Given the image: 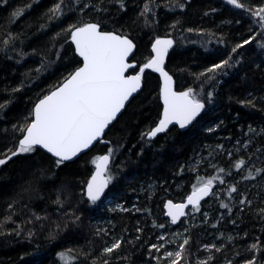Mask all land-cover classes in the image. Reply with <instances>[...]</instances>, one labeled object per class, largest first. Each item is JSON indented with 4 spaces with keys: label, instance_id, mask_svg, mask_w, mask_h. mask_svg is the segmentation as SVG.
I'll list each match as a JSON object with an SVG mask.
<instances>
[{
    "label": "trees",
    "instance_id": "obj_1",
    "mask_svg": "<svg viewBox=\"0 0 264 264\" xmlns=\"http://www.w3.org/2000/svg\"><path fill=\"white\" fill-rule=\"evenodd\" d=\"M238 3L242 7L229 0H0V159L6 161L0 165V264H66L61 254L67 264H141L153 236L148 218L156 212L148 198L158 192L180 199L207 178H215L219 195L201 205L206 224L200 226L201 219L185 230L179 264L194 263L202 234L218 235L231 264H264V167L253 164L264 155V21L255 14L264 0ZM87 23L131 38L137 69L150 58L152 40L172 37L165 68L175 90L191 89L205 110L188 129L171 126L147 139L161 103L159 76L145 69L142 90L79 158L58 166L37 148L13 156L36 101L81 64L70 33ZM215 65L223 66L208 71ZM108 147L111 192L140 199L135 210L108 217L113 227L105 238L94 231L99 215L83 188L94 158ZM197 152L206 154L205 167L213 165L207 172L189 164ZM225 220L234 223L225 230L235 232L231 241L218 234ZM109 232L120 246L104 252Z\"/></svg>",
    "mask_w": 264,
    "mask_h": 264
},
{
    "label": "snow or ice",
    "instance_id": "obj_2",
    "mask_svg": "<svg viewBox=\"0 0 264 264\" xmlns=\"http://www.w3.org/2000/svg\"><path fill=\"white\" fill-rule=\"evenodd\" d=\"M229 3L242 7L238 0H229ZM56 10H59V6ZM261 13H264V8L255 14L264 21V15ZM71 39L75 43L76 51L83 58V67L77 69L61 87L36 105L35 119L25 130L26 135L19 143L18 152L12 153L13 156L33 152L36 146H40L58 158V166L72 160L98 140L104 129L116 118L124 108L125 102L140 88L141 74L146 68L159 72L164 80L163 119L148 133L150 137L165 131L173 122L178 123L181 128L185 127L204 108V104L194 98L191 89L179 93L172 89V77L163 68L164 57L172 46L171 40L157 39L153 45L155 56L140 68V74L126 77L125 72L133 67L126 62L134 47L132 41L112 33L101 32L96 24L76 28L71 34ZM222 66L215 65L208 71H215ZM110 154L93 161L96 172L87 185V196L92 203L100 200L111 181V177L105 178L104 175ZM5 162L0 159V165ZM242 164L243 161H240L237 167ZM213 179L196 188L187 197V203L198 210L200 201L212 190ZM232 191L236 189L233 188ZM167 207L173 223L185 214V204L174 205L169 201ZM184 243L187 244V240ZM119 246L116 244L113 247ZM107 251L111 252L113 248ZM172 255L168 253V256ZM175 255L177 259L172 264H179L181 253L177 252ZM61 259H65L67 264L64 254H61Z\"/></svg>",
    "mask_w": 264,
    "mask_h": 264
},
{
    "label": "rangeland",
    "instance_id": "obj_3",
    "mask_svg": "<svg viewBox=\"0 0 264 264\" xmlns=\"http://www.w3.org/2000/svg\"><path fill=\"white\" fill-rule=\"evenodd\" d=\"M150 45H151V43H150ZM149 57L151 58V56H149ZM144 65H145V63L142 66H144ZM142 66H140V67H142ZM214 126L215 125L207 126L205 130H207V129L209 130V129L213 128ZM207 148H209V146H207ZM223 151H224V149H222L220 151V153H223ZM104 153H108V154L111 153V149L108 147ZM110 156H111V154H110ZM215 156H213L209 159L210 162L215 159ZM98 157H99V155H97L94 158V161L97 160ZM205 160H207L206 154H202V153L197 152L193 156V158L190 159L189 164L194 165V166H200L202 168L201 170H204V168H205L206 172H207V170H209L213 165L209 164V165H207V167H205L206 166ZM93 164H95V163H93ZM253 164L258 165L259 167H262V166L264 167V155H262L260 158H257L253 162ZM195 174H199V172L196 171ZM209 179H211V178H207L206 181ZM153 185H154V182H150L148 185H146L144 183L141 186V188H142L141 190L143 192H145L146 190H143V189H146L148 187L152 188ZM195 186L197 187V185H195ZM195 186H192V187L194 188ZM212 186H214V188H213L214 191L211 194V198L209 199L211 204H213V201L216 200V198L219 195L218 194L219 186L214 180H213ZM252 186H254V184ZM252 186H249L248 188H250ZM173 190L179 191L180 189H178V187H177ZM263 191H264V189H263ZM111 194H113V193H111ZM262 194L264 196V192H262ZM106 199H107L106 202L102 205L104 212H105V215H103V216L100 215L97 218H95L94 220H92L94 231L99 232V234L104 236L105 238H106L105 235L108 236L107 231L111 230V228L113 227V224L111 221H109L108 217L111 216V214H119V213L124 214V213L128 212V211H126L125 205H123V203H122L123 199L121 197H119L118 195H116V194L110 195ZM139 199L140 198L137 195H135L134 199L130 200L129 203L127 200V201H125V203L129 205V209L132 211L138 207V205L135 202L139 201ZM200 208L198 210L197 209L189 210L188 213L185 215L184 219L182 220V223L179 226H175V227L172 226L170 223H168L166 218L164 219L163 217H156V219H154V218H151V215H150V217L148 218L149 219V228L152 229L150 236L153 235L151 238V242L147 245L150 252L144 253L143 261H141L140 263L143 264V262H144V264H156L157 260H161L165 264H172V262L177 259L176 255H175L177 252L181 253V256L179 257V262H181L180 260L182 258V247H183V244L186 240L185 234H184L185 230L187 229V231H188V228L190 229V228L197 226L200 223L201 219L204 222L200 223V226L205 225L207 220H208V217H207L208 210L206 209V207H204L202 209H200ZM223 219L224 218H222V219L220 218L218 220V223L220 224V222H222ZM218 223H217V225H215L216 227H219ZM228 224L234 227V223L232 220L230 222L228 220H225L224 225H226V226H224V228H222V229L220 227V232H218V234L222 235L223 237H225V238L229 239V241H231L234 239V237L236 235H233L235 232H231L232 235H230V233H228V231H225L229 226ZM137 231H138V229H137ZM111 235H112V233L109 232L110 237H111ZM147 236H149V235H147ZM218 238H219L218 235H215V238L211 239V238H208L206 234H202L197 238V240L195 242V249L192 252V258H193V262H194L193 264H231L230 260H227L225 258V256L221 255L222 251L224 249V245L221 243H218V241H217ZM117 242L118 241H117L115 236L111 237L110 243L107 244L104 252H108L107 249H109V248L114 249L113 246L116 245ZM246 246H249V244L247 243ZM241 250H245V249H241ZM213 252H216V255H214ZM168 253H172L173 255L168 256ZM245 255H246V253L242 254L243 260H246ZM149 257L151 258V260H148ZM242 264H250V261L249 260L244 261V262H242Z\"/></svg>",
    "mask_w": 264,
    "mask_h": 264
},
{
    "label": "water",
    "instance_id": "obj_4",
    "mask_svg": "<svg viewBox=\"0 0 264 264\" xmlns=\"http://www.w3.org/2000/svg\"><path fill=\"white\" fill-rule=\"evenodd\" d=\"M87 24H95V23H87ZM87 24H84V25H87ZM84 25L79 26V27H83ZM96 25H97V24H96ZM76 28H78V27H76ZM76 28L72 29V31H71V33H70V42L72 43V45H73V47H74L75 54L80 58V60H81V64H80V65H79V66H78V67H77V68H76V69H75V70H74V71H73V72H72V73H71V74H70L65 80H63V81H62L57 87H55L54 89H52L51 91H49L47 94H45V95L42 96L39 100L36 101V103L34 104L33 109H32V118H31L30 122L28 123V125L26 126L25 130H26L27 127H28V126L34 121V119H35V107H36V105L40 102V100L44 99V98H45L46 96H48V95H51V93H52L53 91L57 90L59 87H61V86L67 81V79H69L70 76H71L72 74L75 73V71H76L77 69L83 67V58H82V57L79 55V53L76 51L75 43H74V42L72 41V39H71V34H72V32H73ZM98 29H99V31H101V32L112 33V34L118 35V36H120V37H122V38H127V39H129L130 41H132L134 47H133L132 52L129 54V56H128L126 62L129 63V64H131V65H133V67H130V68L125 72V76L127 77V76H134V75L140 74V68H142L143 66L140 67L139 69H137V66H138V65H137V63H136L135 61H133V55H134V52H135V49H136V45H135V43L133 42V40H132L131 38H129L128 36H126V35H121V34H118V33L113 32V31L101 30L100 27H99V25H98ZM157 39H161V40L168 39V40H171V41H172V46L168 49L167 54H166L165 57H164L163 68H164V70L168 73V75L172 77V89H173V91H175V92H177V93L186 91V90H175V80H174L173 76H172V75L166 70V68H165V64H166L167 56H168V54H169V51L171 50V48H172L173 45H174V40H173L172 37H170V36H159V37L155 38L154 40H152L151 45H150L151 58H150L146 63H148V62H149V61L155 56V52L153 51V45L155 44V42H156ZM146 63H145V64H146ZM134 69H137L136 72H132ZM146 69H150V68H146ZM150 70H152L154 73H156V74L159 76V81H160V86H159V97H160V103H161V113H160V117H159L157 123L155 124V126H154V127L148 132V133H150L154 128H156V127L158 126L160 120L163 119V112H164V103H163V97H162V90H163V87H164V80H163V77L161 76V74H160L159 72H156V71H154L153 69H150ZM142 87H143V84H142V74H141V86H140V88H139L135 93H133V94L129 97V99L125 102V106H124V108H125V107L127 106V104L130 102V100H131L134 96H136V95L142 90ZM200 102L204 104V108H203V109L200 111V113L195 117V119L192 120V122H191L190 124H187L185 127L181 128L180 125H179L178 123L173 122V123H171V124L168 125V127L166 128L165 131H167L171 126H176L180 131H184V130L188 129L189 127H191V126L196 122V120L198 119V117H199V116L203 113V111L205 110V107H206L205 103H204L203 101H200ZM124 108L121 109V111L117 114L116 118H115V119H114V120H113V121H112V122H111V123L105 128V129H104V132H103L102 135L98 138V140L94 141L93 144L90 145L88 149L83 150L81 153L77 154V156L73 157L72 160H70V161H65V162H71V161H73L75 158H76V159L79 158L82 154L88 152V151H89V150H90V149H91L96 143H99V142L104 138L105 133H106L108 127H109L112 123H114V122L116 121V119H117L118 116L121 114V112H123ZM25 130L23 131V134H22L21 138L19 139L18 144L20 143V141H21V140L24 138V136L26 135V131H25ZM165 131H163V132H165ZM163 132H161V133H163ZM148 133H147V137H149V139H150V138H153V137H150V136L148 135ZM161 133H158L157 135H159V134H161ZM157 135H156V136H157ZM35 148H37V149L43 151L44 153H46L47 155L51 156V157L54 158L55 160L58 159L57 157L53 156L51 153L47 152L46 149H44V148H42V147H40V146H36ZM104 155H109V154H108V153H103V154H100L99 157L104 156ZM110 162H111V156H110V159H109L108 167H109V165H110ZM107 169H108V168H107ZM95 172H96V166H95V164H94V167H93V169H92V172H91V174H90V176H89V178H88V180H87V183H86V185H85V187H84V196H85V198H86L89 202H91V201L89 200V198H88V196H87V185H88V182L91 180L92 176L95 174ZM106 172H107V171H106ZM106 172L104 173L105 178H107V176H106ZM108 186H109V184H108ZM108 186L105 188L104 193L101 195L100 200L105 196V194H106V192H107V189H108ZM192 192H193V191H192ZM192 192L189 193V194L184 198V200H183V201H180V202H173L172 200H166L164 208H165V211H166L167 215H168V211H169V209H168V207H167L169 201H171L172 204H174V205H177V204H185L186 207H185V209H184V213H185V211H186L188 208L193 207L192 205H189V204L187 203V197L190 196V195L192 194ZM211 192H212V190H211ZM211 192H210V194H209L208 196L204 197V198L200 201V203H202L205 199H207L208 197H210ZM100 200H98V201H100ZM98 201H96V202H98ZM199 205H200V204H199ZM184 215H185V214H184ZM184 215H183V216H184ZM168 216H169V215H168ZM183 216L179 217V219L176 221V223H173V222H172V223H173V224H178V223L181 221V219L183 218ZM169 217H170V219H171V221H172L171 216H169Z\"/></svg>",
    "mask_w": 264,
    "mask_h": 264
},
{
    "label": "flooded vegetation",
    "instance_id": "obj_5",
    "mask_svg": "<svg viewBox=\"0 0 264 264\" xmlns=\"http://www.w3.org/2000/svg\"><path fill=\"white\" fill-rule=\"evenodd\" d=\"M160 113H161V110H160ZM160 117V116H159ZM158 121V120H157ZM157 123V122H156ZM155 126V125H154ZM153 126V127H154ZM152 127V128H153ZM176 127V126H175ZM151 128V129H152ZM177 128V127H176ZM166 132V131H165ZM165 132H163V133H165ZM163 133H161V134H163ZM156 137V136H155ZM155 137H153V138H155ZM146 138L147 139H149V137H147L146 136ZM153 138H150L149 140H152ZM103 154V153H102ZM100 155V154H99ZM93 167H94V165H93ZM106 176L107 177H109V167H108V169H107V172H106ZM88 180V179H87ZM87 183V182H86ZM86 185V184H85ZM85 185H84V187H85ZM200 186H202V184L201 185H199V186H197V187H194L191 191H189L187 194H185V195H182V198H180V199H177V198H168V197H165L164 195H162L161 193H156V194H153V196L152 197H150V198H148L150 201L151 200H153V198H154V200H155V206H154V208L156 209V212L154 213L155 214V216H157V217H163L164 219L166 218V220L168 221V223H170L172 226H179L181 223H182V220L184 219V217H185V215L188 213V211L189 210H191V209H196V208H194V207H190V208H188L186 211H185V215L183 216V218L181 219V222L180 223H178V224H173L172 223V221H171V219H170V217L167 215V213H166V211H165V208H164V206H165V202H166V200H172L173 202H180V201H183L184 200V198L189 194V193H191L192 191H194L196 188H198V187H200ZM214 186H212V192H211V194L213 193V191H214ZM83 192H84V188H83ZM182 192V191H181ZM181 192H179V193H181ZM112 192H111V187H110V183H109V186H108V189H107V192H106V194H105V196L100 200V201H98V202H95V203H92V202H89L90 204H91V208H93L92 209V211L93 212H96V213H98V215L100 216H103V215H105V212H104V209H103V207H102V205L106 202V198L108 197V196H110V195H115V194H111ZM166 195V194H165ZM127 196V198H123V201H122V203H123V205H125V207H126V211H128V208H129V205L128 204H126L125 203V201H127L128 200V203H129V201L130 200H132V199H134L135 198V194L133 193V192H130V194H128V195H126ZM210 197H211V195H210ZM210 197H208L207 199H205V200H208ZM204 200V201H205ZM204 201L202 202V203H200V205H199V208L201 207V205L204 203ZM156 203L157 204H159L158 205V207H157V205H156ZM160 208V209H159ZM160 210V211H159ZM95 213V214H96ZM154 214L153 215H151L152 217H155L154 216ZM115 249V248H114Z\"/></svg>",
    "mask_w": 264,
    "mask_h": 264
},
{
    "label": "bare ground",
    "instance_id": "obj_6",
    "mask_svg": "<svg viewBox=\"0 0 264 264\" xmlns=\"http://www.w3.org/2000/svg\"><path fill=\"white\" fill-rule=\"evenodd\" d=\"M75 159H76V158H75ZM75 159H74V160H75ZM199 185H200V184H199ZM196 217H197V216H196ZM71 262H72V261H71ZM73 263H74V262H73Z\"/></svg>",
    "mask_w": 264,
    "mask_h": 264
}]
</instances>
